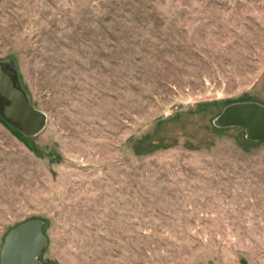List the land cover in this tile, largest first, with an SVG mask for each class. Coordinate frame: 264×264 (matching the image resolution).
I'll use <instances>...</instances> for the list:
<instances>
[{
	"label": "rangeland",
	"instance_id": "rangeland-1",
	"mask_svg": "<svg viewBox=\"0 0 264 264\" xmlns=\"http://www.w3.org/2000/svg\"><path fill=\"white\" fill-rule=\"evenodd\" d=\"M3 61L47 124L0 111V247L38 217L46 264H264V142L212 124L264 104V0H0Z\"/></svg>",
	"mask_w": 264,
	"mask_h": 264
},
{
	"label": "water",
	"instance_id": "water-1",
	"mask_svg": "<svg viewBox=\"0 0 264 264\" xmlns=\"http://www.w3.org/2000/svg\"><path fill=\"white\" fill-rule=\"evenodd\" d=\"M7 67L10 73L5 72ZM13 69L11 61L0 63V111L24 136H35L45 128L47 115L32 105L29 96L15 85ZM212 124L216 127H241L247 140L264 142V104L231 102L212 119ZM46 244L42 219L33 217L21 221L3 238L0 264H46L39 258Z\"/></svg>",
	"mask_w": 264,
	"mask_h": 264
},
{
	"label": "flooded vegetation",
	"instance_id": "flooded-vegetation-1",
	"mask_svg": "<svg viewBox=\"0 0 264 264\" xmlns=\"http://www.w3.org/2000/svg\"><path fill=\"white\" fill-rule=\"evenodd\" d=\"M1 101H2V100L0 99V105H1Z\"/></svg>",
	"mask_w": 264,
	"mask_h": 264
}]
</instances>
